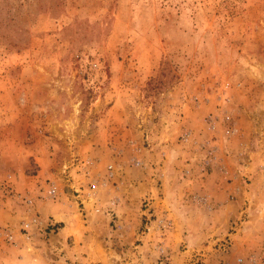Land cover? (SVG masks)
I'll return each mask as SVG.
<instances>
[{
  "label": "rangeland",
  "instance_id": "obj_1",
  "mask_svg": "<svg viewBox=\"0 0 264 264\" xmlns=\"http://www.w3.org/2000/svg\"><path fill=\"white\" fill-rule=\"evenodd\" d=\"M144 128L217 164L225 213L135 199L142 172L111 146L131 158ZM87 168L103 210L130 196L124 220L79 205ZM34 216L51 225L21 231ZM0 264H264V0H0Z\"/></svg>",
  "mask_w": 264,
  "mask_h": 264
},
{
  "label": "crops",
  "instance_id": "obj_2",
  "mask_svg": "<svg viewBox=\"0 0 264 264\" xmlns=\"http://www.w3.org/2000/svg\"><path fill=\"white\" fill-rule=\"evenodd\" d=\"M157 132L158 134L160 132L161 136L157 137ZM141 133L145 140H147L146 145L143 144L142 146L141 143L137 144L135 151L133 152V156L131 158L127 157V160L124 155L127 150H129V152L132 151L133 143L131 139H123L122 145L123 148L125 146V149H123L122 154H120V150H118V145L111 146L113 151L116 150L113 159H122L123 162H126V170L134 168V165L132 164H139L137 167L140 168L142 172L141 177L144 180H137L135 182H132L131 184L137 186V188L138 186L141 187L139 188V191L135 189L138 192L135 199H138L139 203H141L142 199L152 200L149 202V204L150 207L153 208L154 214L158 216V218L161 217L162 219L167 218L170 220L173 217L177 218L178 216H184L185 218H187L188 212H192L195 208L198 207V205L203 207L204 209H210V211L212 212L218 211L219 209L220 211H224L225 213L226 206L223 202H218L221 199L226 201V196H224L226 192L223 188L225 187V183H219L216 185L213 182V175L215 174V172H217V164L212 166L211 171H208V173L205 174L204 171H201V169H203V167L201 166L202 162L199 161L198 165L194 164L195 166H192L191 163L186 164L184 163V161L176 159L178 153L176 148L178 144H176V142H173V138H171L166 131L164 133V128H162L161 131L156 130V132L144 128ZM151 137L155 139L153 140ZM166 138H168L169 140L165 141ZM90 144V151L94 155V150H96V148L92 147V145ZM109 144L111 145L112 143L109 142ZM106 147H108V144L106 145ZM87 156L92 157L91 155ZM196 172H199V174L202 175L205 174L206 177L199 178L195 175ZM157 183L160 184V187L158 189L151 187L153 185H156ZM147 184L150 186L148 190L145 188ZM226 184L229 186L230 182L227 181ZM216 187H221V189H219V193H216ZM150 188L153 193H150ZM138 195H141V197ZM129 199V195L126 197H119L117 200L118 203L114 207V209H117L118 207L122 206L123 203L125 206H129L121 208L119 214L117 211L118 217H121L123 220L125 219V215H127L132 210L131 202L129 203L128 201ZM43 208H45V206H42V209ZM50 210L51 209H48V215H53ZM142 214H146V212L143 211ZM84 217L85 216L82 214L83 222H85ZM54 221L59 226H61L59 230L63 231L61 232V237L63 239L65 238L66 240V238L74 235L71 233L67 234V232L64 231L72 229L70 216H60L58 220ZM119 225H121L123 228V223H121L120 220ZM145 237L146 236H141L140 238L145 239ZM155 238L156 237L154 236V239Z\"/></svg>",
  "mask_w": 264,
  "mask_h": 264
},
{
  "label": "built area",
  "instance_id": "obj_3",
  "mask_svg": "<svg viewBox=\"0 0 264 264\" xmlns=\"http://www.w3.org/2000/svg\"><path fill=\"white\" fill-rule=\"evenodd\" d=\"M190 136L189 132H185L183 134L182 139L187 140ZM137 165H139L138 163H136ZM90 164H87V166ZM82 173L84 174L85 178H89V182L86 185V189L83 192V188L79 187L78 190L74 189V193L77 195L76 197H80L79 199V205L83 204L84 201H93V212L94 213H99L101 212V210H103V208L99 207V203H98V198L96 196V184H95V180L93 178H91V174L89 171V168L87 169H82ZM114 169L112 168L111 165L107 166L106 168V174H105V180L103 181L102 185L105 186V184H107L106 182L110 181L113 179L114 177ZM48 195L50 196V198L55 199L58 196V191L56 189V187H52L48 190ZM116 202L117 200H110L109 201V205L106 206L104 208V214L107 216H110L111 211L114 209V207L116 206ZM29 204H31V202L29 201ZM44 225V227H48L50 226V221H42L39 217L34 216L31 220L24 222L21 226V231H28L29 228H33V227H40L42 228V226ZM6 234V238L12 239V236L10 235L9 232H5Z\"/></svg>",
  "mask_w": 264,
  "mask_h": 264
}]
</instances>
